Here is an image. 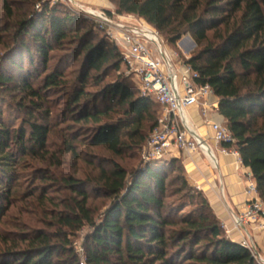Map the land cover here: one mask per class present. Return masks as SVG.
<instances>
[{"label": "trees", "instance_id": "obj_1", "mask_svg": "<svg viewBox=\"0 0 264 264\" xmlns=\"http://www.w3.org/2000/svg\"><path fill=\"white\" fill-rule=\"evenodd\" d=\"M109 1L116 15L145 21L171 44L191 36L197 50L187 64L211 88L233 137L221 148L237 152L264 199V0ZM59 7L43 5L19 22L10 56L18 57L7 59L12 74L0 72L1 91L21 95L16 109L22 115L17 129L0 116V223L20 196L22 165L58 164L47 147L52 104L61 103L59 123L67 124L62 154L74 159L81 146L135 157L159 118L158 105L121 72L117 48L90 21ZM178 163L141 162L128 170L112 160L107 169L98 165L96 183L63 178L62 187L76 198L55 217L57 231L37 233L23 249L0 250V264H257L182 175L174 195L185 193L187 200L165 202L168 173ZM34 173L42 184L57 182L44 169ZM89 187L109 199L97 219ZM39 200L52 206L45 194ZM83 227L89 232L79 254L68 237Z\"/></svg>", "mask_w": 264, "mask_h": 264}, {"label": "rangeland", "instance_id": "obj_2", "mask_svg": "<svg viewBox=\"0 0 264 264\" xmlns=\"http://www.w3.org/2000/svg\"><path fill=\"white\" fill-rule=\"evenodd\" d=\"M43 5H49V7L60 6L63 8L62 11H67L76 15L78 14L87 21H90L85 15V13L88 11L100 13L104 12L109 14L112 21H115V23L121 19H127V21L141 20L130 16L116 15L115 7L109 0H0V65L3 66L0 72H4L6 74L9 72L12 74V70L8 66L10 63L8 60L10 58L11 61H15L18 57V55L10 57L14 53L13 39L15 31L17 30V26L19 22L28 18L32 12H36L41 9ZM159 34L163 41L164 48L171 54L176 53L181 58L183 57V54H185L190 58V56L197 50L196 45H190L189 39L192 40V38L188 34L181 39L185 40L184 48L191 49V52L188 55L185 53V50H183V48L179 47L178 45L181 40L176 44H171L164 36L161 35V33ZM209 35L210 37L212 36L211 33ZM98 36L100 35L98 34ZM69 64L72 65L73 62L68 63V65ZM24 67L28 68L27 60H25ZM121 72H123L122 69ZM7 90V92H4L5 90L1 91L0 89V116H2V119L5 120V122H10L12 126L17 129L19 123L22 120V115H20L16 109L18 108V102H21V95L18 92H14L12 94L9 89ZM60 104V102L52 104L53 128L50 133L47 146L49 155L54 156L57 159L58 164L50 167V162L45 164L28 160V162L22 165L25 167L20 168L19 171L20 181L18 190L20 192V196L17 197L16 201H14L13 205L10 207L0 223V250L23 249L27 245V239L33 238L37 235V233L43 232L45 234H53L55 231H57L58 226L56 225L57 222L55 217L59 212H63L64 204H69L70 201L76 198L73 196V194H71V191L62 187L61 181L63 178L73 177L84 182L92 180L96 183L98 178L99 164L104 165V167L107 169L109 168V162L113 160L124 168L130 170L131 168H136L142 162L140 156L141 152L135 157L133 154H129L125 158L117 159L113 158L102 148H88L84 146H81L77 149L76 152L78 153L79 157L77 159L72 158L70 155L62 154V135L65 132L67 124L59 123L61 121L60 111L62 110V105L60 106ZM157 110L158 117H160L161 109L159 106ZM229 151H234V149L232 148ZM234 158L238 163L237 158ZM166 160H168V163L173 160V152H171L170 157H168ZM88 161L91 162L92 165H89ZM240 165L242 164H239V166ZM208 166L213 170L215 169V164L213 161L209 160ZM36 169H44L46 172L52 173L53 178L57 180L55 185H48L45 183L42 184L41 181H35L34 171ZM174 169V172L172 170V172L168 173V198L165 200L166 203H173V201L179 199L187 200L184 197L186 196L184 195L185 193L174 195V191H176L179 187V182L176 183L175 178L182 175L187 181L184 168L180 161ZM213 172H215V170ZM250 174L251 173L249 169L246 171V173H242V177L246 183L249 182L250 177L248 175ZM192 188L193 190L200 192L196 188ZM87 192H89L88 206L92 211L93 217L97 219L105 211L109 204V199L104 197L102 193L91 190L90 187L87 188ZM42 194H45L46 197L50 198L52 206L40 203L41 201L39 200V197ZM262 200L264 201V199ZM188 210L189 208H186L183 212ZM231 220V230L238 234V236L241 238L239 242H241L245 236L242 232H239L234 228L233 219ZM248 227H252L256 231L260 232L253 224L246 226V228ZM64 232L67 231L64 230ZM88 232L89 228L83 227L79 231L71 232V235L68 237L69 241L72 242L73 246L76 248V252L79 254L81 252L84 237ZM225 234L228 236L226 230ZM259 255L264 257L263 253H259Z\"/></svg>", "mask_w": 264, "mask_h": 264}, {"label": "built area", "instance_id": "obj_3", "mask_svg": "<svg viewBox=\"0 0 264 264\" xmlns=\"http://www.w3.org/2000/svg\"><path fill=\"white\" fill-rule=\"evenodd\" d=\"M85 15L119 51L124 75L141 96L151 99L161 109L157 125L141 150L143 163L163 162L173 149L186 154L199 151L208 155L206 143L189 133L185 112L194 106L199 107L205 124L211 128L216 145L233 144L225 124L207 120L209 113H218V105L210 102L213 92L207 84L198 82V73L187 64L188 56L183 54L181 58L167 52L159 32L145 21L121 19L115 23L104 12L88 11ZM222 153L231 154L241 164L235 150L222 149ZM248 176L247 200L243 212L233 218V225L243 233L247 225L253 224L264 236V201L258 195L251 174ZM239 243L249 250L257 264H264V257L259 255L248 236Z\"/></svg>", "mask_w": 264, "mask_h": 264}, {"label": "crops", "instance_id": "obj_4", "mask_svg": "<svg viewBox=\"0 0 264 264\" xmlns=\"http://www.w3.org/2000/svg\"><path fill=\"white\" fill-rule=\"evenodd\" d=\"M210 102L218 105L216 97L210 98ZM185 117L189 133L206 143L208 155L199 151L186 154L173 149V159L181 162L188 183L205 196L216 218L227 231V237L239 243L241 238L231 230V219L243 212L247 196L246 182L242 173H246L248 169L239 166L233 156L223 154L221 146L214 143L211 128L205 124V118L201 115L199 107L188 108ZM207 120L225 124L223 117L215 111L209 113ZM209 160L214 162L215 172L208 166ZM243 233L252 241L257 252L264 254L262 233L252 227L245 228Z\"/></svg>", "mask_w": 264, "mask_h": 264}, {"label": "water", "instance_id": "obj_5", "mask_svg": "<svg viewBox=\"0 0 264 264\" xmlns=\"http://www.w3.org/2000/svg\"><path fill=\"white\" fill-rule=\"evenodd\" d=\"M184 41H185V40H181V41L179 42L178 45H179V47L183 48V50H185V53H186V54H190L191 49H186V48H184ZM189 41H190V45H191V46H195V43H194L192 40L189 39Z\"/></svg>", "mask_w": 264, "mask_h": 264}]
</instances>
